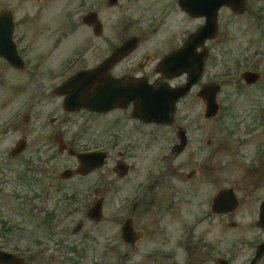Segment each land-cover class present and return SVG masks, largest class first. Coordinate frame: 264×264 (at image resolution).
Here are the masks:
<instances>
[{"label": "flooded vegetation", "instance_id": "af4514ba", "mask_svg": "<svg viewBox=\"0 0 264 264\" xmlns=\"http://www.w3.org/2000/svg\"><path fill=\"white\" fill-rule=\"evenodd\" d=\"M224 13L228 23L241 20L248 31L261 30L264 0H246L243 14H234L227 6L218 10L219 34L206 43L211 55L217 56L219 35L229 27L219 21ZM0 14V142L11 138L0 153L15 166L6 181L1 174L6 173V166L0 163V251L16 256L21 264H33L40 254L54 252L53 240L77 235L79 257L68 264H85L90 256L94 257L92 264H110L106 256H113L115 264H200L197 259L202 257L214 264H235L243 246L249 255L240 264H250L257 247L264 249V227L259 225V210L264 208L262 53H257L260 78L245 88L257 91L252 100L257 114L250 115L238 135L234 126L228 128V144L237 157L242 156L241 176L234 179L229 172L226 186L217 187L218 180H208L212 176L207 172L208 162L217 158L213 138L204 142L203 137L197 141L188 137L184 150L175 153L179 128L187 136L191 132L190 127L174 125L176 116L171 125L157 126L133 119L132 103L106 114L77 104L69 110V93L58 91L72 76L99 68L129 37L137 38L135 47L104 72L103 78L183 84L184 75L167 78L160 68V62L184 43L185 21L193 20L178 0H0ZM261 33L258 36L263 41ZM249 70L256 72L252 66ZM96 73L87 83L86 95L102 77V72ZM106 118L112 126H121L107 139L108 148L102 134ZM124 126L137 134L125 136ZM159 129H166L167 135L155 137ZM17 145L21 150L12 156ZM190 148L188 158L195 165L185 158L171 160L186 156ZM203 150L206 153L200 156ZM91 152H104L106 163L82 174L75 156ZM203 157L208 162H202ZM211 186L216 189L213 195ZM221 188L232 189L238 208L246 203L256 209V235L246 244L231 241L222 247L221 242L207 238L212 237L209 229L217 219L230 231L236 227L235 211L217 214L211 209ZM58 193L64 194L57 199ZM110 195L115 199H109ZM192 208V216L185 219ZM79 210L82 219L73 222ZM183 219L187 222L182 223ZM16 222L20 229L13 227ZM127 222L132 232L124 236L122 228ZM14 234L25 236L28 245L9 244ZM43 241L53 247H43ZM255 264H264V254Z\"/></svg>", "mask_w": 264, "mask_h": 264}, {"label": "rangeland", "instance_id": "374dc122", "mask_svg": "<svg viewBox=\"0 0 264 264\" xmlns=\"http://www.w3.org/2000/svg\"><path fill=\"white\" fill-rule=\"evenodd\" d=\"M227 17L228 14L224 13L222 15V18H219V21H223L224 24L228 23V21L226 20ZM242 22L243 21L241 20H235L228 23V30L230 29L231 34L234 33L232 39L231 36H229L230 34L228 35L229 39H227L228 36H225L224 34L226 33L223 31L222 34L219 35L220 37L218 38V41H220V43L217 44L216 47L217 49H219L218 54L215 57L216 60L214 62H209L206 70V76L199 83L202 84L204 82L216 80L222 84V91L220 93V96L218 97V103L220 106L218 117L215 120L212 119L211 122L209 121V123H207L205 127H200L203 122V105L196 98V91H198V87H195L189 97L179 103L177 107L178 113L176 115L174 123V125L181 124L185 125L186 127H190L191 132L189 133V137L193 141H197L199 137L201 139L203 137L204 142L209 138L214 139V144L217 145L216 160H212V163L209 164L208 158L203 157L201 161L208 162L207 172L212 176L208 180H214V178H216L218 180L217 187L226 186V181L224 180L228 177L229 172L232 173L234 179H238L241 176L238 167L241 163L242 156L237 157L234 153L233 148L231 149V145L228 144V139L226 140L227 129L229 127H232L231 125H243L246 120L249 119L250 115L257 114L253 112L254 107L252 105V100L254 99L253 95L256 94L257 91L254 93L253 88L250 91H246L244 89L243 83L238 79L237 73L235 77H228L225 75V73L230 71L232 67L233 69H235V64L240 61V57L243 55V50L247 43V40L249 38H251V40L253 41L258 39L250 37L253 34V29L250 28L248 31V27L245 28V23ZM194 23L195 21L186 20L185 28L189 30L194 25ZM230 39L231 42H229ZM258 64L259 61L257 62V66ZM262 64L264 66V58H262ZM239 66L240 68H244L243 65ZM82 115L83 114H81L80 116ZM196 121H200L201 123ZM195 122L197 123V125H195ZM124 128L127 132L124 134L125 136H133L137 134V132L129 126H124ZM120 130L121 126H117V124L115 126H112L109 118H106L105 130L102 133L104 140L109 139V136H114V134L118 133L116 131ZM153 135L155 137L166 136L167 130L159 129L155 131ZM10 140L11 138L1 139L0 148H3L4 146L10 144ZM194 145L196 146L198 144L194 142ZM191 148L186 153V156H183L180 159L171 160L173 162H179L185 158V161L188 162L190 160L188 158L189 152L191 153L193 151ZM201 148H203V146ZM204 153H206L205 150L200 153V156H202ZM230 155L234 158L230 157ZM190 161L194 165L197 163L194 160ZM0 163L8 167L10 170H15V166L13 165V163L10 162V160H7L2 153H0ZM215 190L216 189L211 186L210 194L213 195V193H215ZM62 194L64 193H58L56 195V198L59 199L58 197L62 196ZM50 195H52V192H50ZM114 195H110L109 199L114 200ZM193 210V208L190 209V213L185 217V219H189L192 216ZM255 213V208L248 206L246 203L241 204L233 214V221L234 223H236V227L230 231L228 227L224 226V222L221 219H217L214 226L209 229L211 234H213L212 237L209 236L207 238H211L212 240L221 242L222 247H228V243L231 241L240 242L243 244L250 242L256 235L257 230L253 225ZM73 219V222L82 219V211L79 210L78 213H75ZM185 219L182 220V223L187 222ZM182 223H177L179 228L182 226ZM105 229L108 230L107 227H105ZM17 234H14L12 237H10V239L8 240L9 244L16 245V247L28 245L29 240H27L25 236L20 237ZM78 234H80V232ZM75 237H77V235H75L74 238ZM63 238L64 239L60 237V239L57 238L53 240L52 243L54 245V252H52V254H40V256L38 257L39 259L36 261V263L34 262L33 264H68L70 260L75 261L79 257V246L76 241L79 237L74 239L68 237V235H65V237L63 236ZM66 239L68 241L67 245L64 243ZM49 242L51 241L49 240ZM42 243V246L47 247L48 249L53 247L52 243H48L45 241H43ZM65 246L68 247V249L65 248ZM245 249L246 246H243V250ZM243 250L240 251V254H237L235 256V264H240V262L249 255ZM83 258H85L84 255ZM92 258L90 256V258L88 259L89 261H87V259L85 258L84 263L92 264ZM107 258L110 264H115L113 256H108ZM197 263L214 264L204 257H202L201 259H197Z\"/></svg>", "mask_w": 264, "mask_h": 264}, {"label": "water", "instance_id": "95a60500", "mask_svg": "<svg viewBox=\"0 0 264 264\" xmlns=\"http://www.w3.org/2000/svg\"><path fill=\"white\" fill-rule=\"evenodd\" d=\"M185 3L186 5H184V7L186 10L189 12H196L195 16L206 18V24L197 30V32H195L188 39V42L185 45L183 64L185 65V70L189 69L192 72V74L189 75L186 86L169 91H163L162 88L152 91L147 87L141 86L139 88L141 91H135L129 94L120 92L121 87L117 88L115 85H111L106 88V92L104 94V97L107 100L104 101L105 104L108 105L107 108L111 109L115 103H119L121 101L129 102V100H134L136 102V109L134 112L135 117H139L148 123H164L171 120V118H169V114L174 112L175 103L179 98L187 94L190 87L197 81L202 72L204 57L202 55H193L192 51L202 44L205 39L212 38L215 35V13H211L213 0H197V2L193 0H191V2L190 0H186ZM116 56L118 55H114V57ZM114 57H112V59ZM217 90L218 87H209L200 92V95L206 99L207 117L214 116L217 112V104L215 102V94ZM82 104L85 106L88 105L87 102H83ZM109 109H106V111ZM235 206L236 203H232V200H230L229 196L223 191H221L215 199V207H223L226 208V210H231L232 208H235ZM262 220L264 221V218H262ZM9 258L10 259L0 260L11 264H17V261L14 258Z\"/></svg>", "mask_w": 264, "mask_h": 264}]
</instances>
